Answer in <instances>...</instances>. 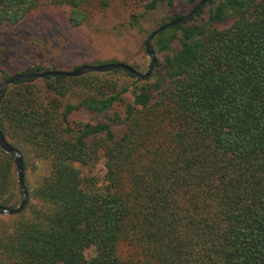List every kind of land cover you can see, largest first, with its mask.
Segmentation results:
<instances>
[{
	"label": "trees",
	"instance_id": "1",
	"mask_svg": "<svg viewBox=\"0 0 264 264\" xmlns=\"http://www.w3.org/2000/svg\"><path fill=\"white\" fill-rule=\"evenodd\" d=\"M202 1L0 0V30L58 8L73 27L120 8L142 30L153 11L179 10L161 27ZM153 45L165 59L144 80L117 70L8 88L0 131L23 155L28 200L0 216V264H264V0H211ZM11 77L0 70V85ZM21 202L0 147V210Z\"/></svg>",
	"mask_w": 264,
	"mask_h": 264
},
{
	"label": "rangeland",
	"instance_id": "2",
	"mask_svg": "<svg viewBox=\"0 0 264 264\" xmlns=\"http://www.w3.org/2000/svg\"><path fill=\"white\" fill-rule=\"evenodd\" d=\"M211 9V6L206 8L205 18ZM69 12L68 8L43 10L16 27L1 29L0 70L16 76L26 73L34 64L69 72L85 65L114 62L137 65L141 73H146L151 63L146 53L149 33L159 28L165 15L176 14L179 10L149 13L143 20L142 30L127 25L126 12L120 8L98 14L91 24L82 27L70 25ZM178 47L176 42L175 48ZM157 57L161 62L165 59L164 54H157ZM127 81L131 83L134 79ZM81 97V94L75 95L71 101L79 102ZM85 119L98 121L102 118L86 116ZM101 170L102 166L98 167V172Z\"/></svg>",
	"mask_w": 264,
	"mask_h": 264
},
{
	"label": "water",
	"instance_id": "3",
	"mask_svg": "<svg viewBox=\"0 0 264 264\" xmlns=\"http://www.w3.org/2000/svg\"><path fill=\"white\" fill-rule=\"evenodd\" d=\"M210 1L211 0H203L197 7H195L188 14L180 17L179 19H177L171 23L164 24L163 26L157 28L156 30H154L151 33V35L148 37V39L146 41V53H147V56L151 59L149 69L146 73H141L128 64L116 63V64H107V65H103V66L85 65L83 67L77 68V69H75L73 71H69V72L53 70V71H48V72H43V73L19 74L16 76H12L11 78H9L8 80H6L5 82H3L0 85V105L3 101V98H4L5 94L7 93V90L9 87L14 85L15 83H17L19 81H23L26 79H44L45 77H49V76L82 77V76H85V75H88L91 73L103 74V73H109V72H113V71H117V70H123V71H125V72H127V73H129V74H131L137 78H140L142 80L147 79V78L151 77V75L153 73V69L155 68V66L157 64V55H156V51H155V48L153 45L155 38L159 34L165 32V31H167L173 27H176V26L181 25V24H185L188 20H190L191 18H193L195 16L197 11L201 7L205 6ZM0 147L6 153L13 156L15 163L17 165L18 178H19L20 187L22 190V202H21L20 206L13 209V210H10V209L0 210V216L1 215H9V216L17 215L18 213H20L25 208L27 200H28V191H27L25 183H24L25 171H24L23 155L18 149L12 147L7 142V140L5 139V137L1 131H0Z\"/></svg>",
	"mask_w": 264,
	"mask_h": 264
}]
</instances>
